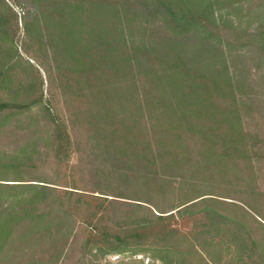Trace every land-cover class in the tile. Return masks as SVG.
<instances>
[{
	"label": "trees",
	"instance_id": "16d2710c",
	"mask_svg": "<svg viewBox=\"0 0 264 264\" xmlns=\"http://www.w3.org/2000/svg\"><path fill=\"white\" fill-rule=\"evenodd\" d=\"M14 1L0 0V91L8 97L7 101L0 100V112L6 113L4 117L23 114L49 121L56 150L73 140L75 151L86 152L78 157L79 164L91 165L93 177L110 175L103 167L110 158L124 157L126 164L128 158H136L142 167L136 176L139 184L153 186L156 194L179 189L184 184L180 172L196 168L202 171L203 152L207 156L217 153L227 163L254 146L248 140L255 134L241 127L239 108L229 85L219 86V69L213 62L207 63L211 60L206 49L212 18L209 3L197 12L198 0H24L19 46ZM101 11L111 13L113 21L110 27L101 25V21L97 29L90 19ZM155 15L160 16L169 32L164 31L166 35L155 37L157 40L145 42L143 37L134 41L129 25L137 18L147 20ZM202 30L208 32L201 35ZM189 37L190 43L182 41ZM110 42L113 44L106 47ZM29 46L30 50L26 48ZM24 53L37 62L48 95L55 90L60 108L43 99L42 79L36 68L40 76L38 97L24 102L35 88V84L23 83L14 74L21 61L31 66L23 58ZM214 94L225 99L217 103L212 98ZM67 122L75 126L73 131ZM14 158L21 164L8 168L21 167L32 160V154L24 147ZM151 163L157 167L146 166ZM5 172L6 168L0 169V177ZM125 172L115 173L116 177ZM9 188L37 193L29 199H13L21 207L17 215L7 213L0 222V246L7 236L3 234L17 219L30 216L41 221L46 216L30 214L29 207L53 191V187L43 184L0 182V197ZM80 190L93 193L86 196L65 190L49 200L63 206L66 202L68 208L60 210L59 216L66 221L72 217V224H77L75 238L79 235L80 241L76 264L91 263L111 254H144L158 264H211L218 259L223 264H264L263 239H256L236 219L217 213L211 202L221 204L223 200L204 196L207 193L169 198L166 210L149 203L152 210L144 208L142 218H132L127 211L126 216L112 215L108 193ZM127 203L120 204L130 211L143 210L142 204ZM199 204H203L198 218L201 223L190 227L194 235L189 238L175 226L161 223L173 217L174 212L182 218ZM66 228L64 246L71 231ZM218 232L223 235L213 241ZM87 255L94 258L86 262Z\"/></svg>",
	"mask_w": 264,
	"mask_h": 264
},
{
	"label": "rangeland",
	"instance_id": "374dc122",
	"mask_svg": "<svg viewBox=\"0 0 264 264\" xmlns=\"http://www.w3.org/2000/svg\"><path fill=\"white\" fill-rule=\"evenodd\" d=\"M198 2L195 11L200 12L204 4L209 3V11L212 13L208 24L211 31L209 33L201 31V35L207 33L209 37L206 49L207 56L211 60L207 63L213 62L215 69H219V86L229 85L239 108L241 127L255 134L252 140H248L254 146L248 150L249 152L235 156L231 158V161L227 160V163L222 161L217 153L207 156L203 152L200 160V169L203 162L202 171L197 168L194 171H182L179 174L184 184L179 186V189L174 187L166 192L155 194L153 186L140 185V180L136 178L142 171L140 160L128 158L127 165L124 157L110 158L103 164L99 158L105 171L110 175L104 178L93 177L91 165L79 164L78 157L84 156L86 152H81V149L75 151L77 147L73 140L71 144H64L56 150L51 129H49V121L38 116L27 118L23 114L4 117L6 113L0 112V169L6 168L5 174L0 177L6 180H0V182L36 183L53 187V191L49 195L46 194L42 201L29 207L30 214L44 213L46 215L41 221L32 220L30 216L17 219L10 230L3 234L7 236L4 244L0 246V264H76L79 256L77 247L80 241L79 235L75 238L77 224H72V217L66 221L59 216L60 210L68 208L66 202L63 206L58 202L55 204V201L49 203V200L51 198L54 200L56 195H62L66 192L65 190H73L80 195L84 193L83 195L86 196L93 193L85 192L80 188L108 193L106 197L110 198L113 206L112 215L116 213L119 217L126 216L125 211H127L128 216L132 218L135 216L142 218L143 211H146L144 208L153 209L150 204L166 210L169 208V198L174 200L177 196L191 198L194 195L207 193L204 196L223 200L221 204L211 202L213 203L211 208L219 214H226L236 219L247 231L250 230L256 239L264 241V0H198ZM24 5V0H16L12 3L19 30V37L16 40L19 46L22 43L20 18ZM83 6L88 7L85 4ZM96 14L92 15L90 23L97 25V29L101 25L111 26L113 21L111 13L106 15L101 11L99 15ZM122 18L120 14V19ZM101 21L103 24L100 25ZM122 23L125 24L124 21ZM129 27L133 32L131 37L136 42L143 37L145 42H149L150 39L157 40L159 38L155 37H163L166 35L164 31L169 32L159 15L147 20L137 18ZM201 35L199 36L203 37ZM185 39L182 41L190 43L191 37ZM112 44L113 42H110L106 47ZM26 48L31 49L30 46ZM112 53H115V50H112ZM23 58L31 63V66L21 61L16 65L14 74L23 83L35 84V88L29 91L30 94L24 102L38 97L36 85L41 76L43 99H48L52 105L60 108L57 103L59 97L56 96L55 90H51L52 93L48 95L46 80L37 62L30 59L29 54L24 53ZM34 68L39 71L40 76ZM198 74L203 72L199 71ZM7 98V94L0 91V100L7 101ZM212 98L217 103L225 99L219 94L212 95ZM67 125L70 131L75 129L71 123L67 122ZM217 146V144L214 145L215 150ZM24 147L29 149L32 160L26 161L25 165L19 168H8L15 163L21 164L16 162L14 156ZM56 153L60 154L59 158H54ZM223 162L227 164L224 168ZM146 166L157 167L154 163ZM121 171L126 172L116 177L115 173ZM70 185L76 188L73 189L69 187ZM33 193L37 192L9 188L7 193L0 197V222L5 219L7 213L13 212L16 215L19 213L21 206L14 204L13 199L17 201L22 196H24L23 199H29ZM94 194L104 196L99 193ZM145 200L147 202H144ZM11 203L12 207L9 206ZM120 203H139L144 206L143 210L130 211ZM192 211L184 214L182 218L174 212L173 217H168L161 223L166 226H175L189 238L194 235L190 227L201 223L198 218L203 213V204L193 207ZM66 226L71 231L64 246L62 238L67 230ZM218 235L223 233H216L212 240L217 242ZM127 255L111 254L97 261L95 259L93 263L87 261L94 257L87 255L85 261L87 264H158L156 260L144 254L126 257ZM211 264H223V262L218 259Z\"/></svg>",
	"mask_w": 264,
	"mask_h": 264
}]
</instances>
